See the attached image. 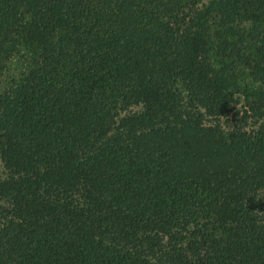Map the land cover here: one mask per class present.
<instances>
[{
    "label": "trees",
    "instance_id": "16d2710c",
    "mask_svg": "<svg viewBox=\"0 0 264 264\" xmlns=\"http://www.w3.org/2000/svg\"><path fill=\"white\" fill-rule=\"evenodd\" d=\"M0 264H264V0H0Z\"/></svg>",
    "mask_w": 264,
    "mask_h": 264
}]
</instances>
